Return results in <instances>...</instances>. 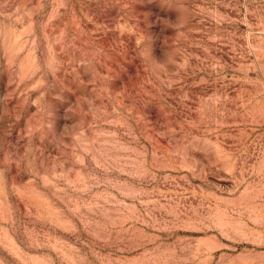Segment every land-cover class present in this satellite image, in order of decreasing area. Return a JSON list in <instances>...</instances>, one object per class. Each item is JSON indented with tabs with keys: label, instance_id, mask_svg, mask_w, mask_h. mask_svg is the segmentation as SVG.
I'll return each instance as SVG.
<instances>
[{
	"label": "rangeland",
	"instance_id": "374dc122",
	"mask_svg": "<svg viewBox=\"0 0 264 264\" xmlns=\"http://www.w3.org/2000/svg\"><path fill=\"white\" fill-rule=\"evenodd\" d=\"M0 264H264V0H0Z\"/></svg>",
	"mask_w": 264,
	"mask_h": 264
}]
</instances>
